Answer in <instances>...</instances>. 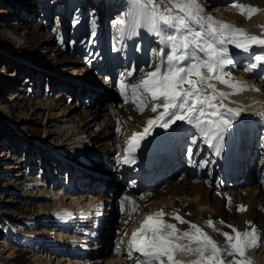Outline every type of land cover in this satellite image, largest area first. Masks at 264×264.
I'll list each match as a JSON object with an SVG mask.
<instances>
[{
    "label": "snow or ice",
    "instance_id": "1",
    "mask_svg": "<svg viewBox=\"0 0 264 264\" xmlns=\"http://www.w3.org/2000/svg\"><path fill=\"white\" fill-rule=\"evenodd\" d=\"M168 4V7L161 8L160 0H129L131 19L116 21L121 35L125 26L134 34L137 28L143 26L147 34L157 38L168 49L167 52L163 47L160 49L161 64L131 87L132 103L137 109L142 113L151 103V111L157 116L147 120L143 133H134L128 140V155L123 159L125 164L134 163L130 154L140 147L146 136L151 135L154 127L167 129L177 121L186 122L198 130L204 142L219 155L224 133L241 111L226 107L223 101L229 95L246 89L240 82L226 78L229 74L224 69L233 64L227 45L231 44L245 53L256 45L264 46V38L252 35L248 30L216 21L210 16L204 20L198 15L204 12L198 0H168ZM233 8L249 19L261 11L240 3H234ZM197 23L199 31L195 30ZM254 59L264 61V55H255ZM255 67L254 63L252 68ZM211 80L237 91H218L215 84L209 83ZM120 90L127 103L128 85L124 81H121ZM161 108L163 111L158 112ZM188 155H193L191 149ZM227 199L230 205L232 198ZM136 210L137 206L133 203L132 211ZM237 210L244 212L247 209L239 205ZM165 215L161 209L154 216H147L141 227L132 233L127 255L129 259H134L135 264H180L174 260L175 253L179 251L197 252L200 260L195 264H252L250 259H245L246 253L261 244V237L251 221L247 222L249 230L243 232L227 225L232 233H220L225 240L221 245L200 226L173 213L176 221L190 226V230L178 234L181 230L177 224L162 219ZM206 223L213 231L220 232L212 220ZM219 223L225 222L221 220ZM122 243L116 245L117 254L121 252Z\"/></svg>",
    "mask_w": 264,
    "mask_h": 264
},
{
    "label": "rangeland",
    "instance_id": "2",
    "mask_svg": "<svg viewBox=\"0 0 264 264\" xmlns=\"http://www.w3.org/2000/svg\"><path fill=\"white\" fill-rule=\"evenodd\" d=\"M117 1L118 6L126 2ZM75 2L77 4L74 5ZM75 2L0 0V264H32L36 255L39 256L35 264H38L37 260L43 261V264H60L59 260H65L54 254L47 257L44 252L29 255L30 252L21 246L22 240L15 238L14 234L20 231L25 220L45 213L49 206L48 203L28 199V196H34V192L32 194L31 189L26 187L25 181L34 177V170L41 166L38 163L41 158L50 167L54 166L57 153L68 152L59 148H68L70 141L66 138L72 130V117L76 116L72 115L71 106L76 105H68L66 97L74 95L78 89L92 91L83 84L88 81V76H93L92 71L80 58L87 50L88 42H97L100 48L102 44L94 34V28H90L78 40L72 37L70 26L74 23V6L86 7L88 12L94 11L84 0ZM68 4L73 5L72 11L66 6ZM214 8L221 12L225 6ZM112 9L110 7L103 14L99 11V20L105 23H94L93 26L111 30L117 20L127 17L125 13L117 14L121 11L117 6ZM84 13L85 9L80 15V23L85 21ZM55 26H62L65 32L61 43L53 32ZM87 27L88 23L85 24ZM4 31H8L10 36H2ZM25 32L24 37L20 35ZM85 36L88 41L82 43ZM47 37L50 38L47 40ZM94 77L97 84L104 85L99 75ZM35 90L38 91L37 96L33 95ZM32 101L37 103L32 106ZM88 136L93 139L90 134ZM92 141L95 144L92 150L101 151L99 142L95 138ZM90 156L98 158L87 155L91 163ZM39 211H42L41 214H38ZM43 231L38 229L27 233L41 234ZM11 253L15 257H8ZM258 254L262 256L264 253L261 250ZM51 256L54 258L50 259Z\"/></svg>",
    "mask_w": 264,
    "mask_h": 264
},
{
    "label": "bare ground",
    "instance_id": "3",
    "mask_svg": "<svg viewBox=\"0 0 264 264\" xmlns=\"http://www.w3.org/2000/svg\"><path fill=\"white\" fill-rule=\"evenodd\" d=\"M246 1L258 4L259 6L264 7V0H246ZM257 18L264 21V11L262 13H260L257 16ZM25 34H26V32L22 33L20 35L24 37ZM1 35L4 37L5 36L9 37L10 33L8 31H4L1 33ZM49 38L50 37H47V40ZM60 53L61 52L59 51V54ZM69 61L72 62L74 60L70 59ZM262 89L264 91V88H262ZM262 97H264V94L262 95ZM35 103H37V102H35ZM35 103H34V101H32L31 105L33 106V104H35ZM75 107L76 106H74V107L71 106L72 109ZM75 114H76V116H74L72 113V115L74 116V118L72 117V124L73 125H70V126H72V127H70L72 129V132L70 134L68 133L67 134L68 137L66 138L68 141H70L68 144V148L66 147L67 148L66 149V148L60 147L59 149H62L64 151L65 150L69 151L70 146H75L78 143V142H75L72 140L74 133H88L91 135V137H93V139L95 138L97 140V142H99L98 146L102 147V150L101 151L92 150V148L95 147L94 146L95 144H94V141H92L93 140L92 138H91L92 140L89 139L87 141L88 143H86L88 145L89 142L92 141L91 145H89V146L86 145L83 150L88 155L90 154L94 157L103 158V159L106 158L107 161L109 162L110 168H112L113 163L111 162L112 157L110 154V145H108V141L113 138V135H115V129L112 126H110V122L112 121V119L103 118L100 120L96 114H92V112L89 110L77 111V113H75ZM82 121H83V123H82ZM80 123H82V124H80ZM95 125H99V129H97V130L93 129V127ZM105 125H106V128H105ZM83 141H85V140H83ZM105 145L107 147H105ZM103 146H104V149H107L106 151L103 149ZM92 163H94V162L92 161ZM246 192L248 193L247 196L240 195V199L242 201H244L245 203L249 204V208H248L247 212L243 213V214H238L235 212L228 213L227 211H225L224 207H223L224 201H222L218 197H215L214 195L210 194V191L208 189H206L205 187H203L202 185H192V186L188 185L185 187H175L173 189L168 190V192L156 193L155 196H153L151 203L153 204V207H159L161 205H166L168 207H171L172 205H174L176 207L182 208L184 205H186V209H189L192 212V214L190 216V218H192V219L197 218L199 215H203L204 217H206V214H209L212 217L223 216V217H226L228 219L240 220V221L241 220L243 221L245 218L253 219L254 222L260 226V228L263 230V233H264V212H261V210H257V208L255 207V205H256L255 203L257 201L261 202L263 204V207H264V197L261 195V193L258 191V189H253L250 192H248V191H246ZM167 195H169L170 197L166 198ZM175 196H177V198H175ZM178 197L180 198V200H178ZM41 212L42 211H39L38 214H41ZM111 227L114 228V225H112ZM125 228H126V226H124V229ZM38 233H41V232H38ZM52 234L55 235L56 233L54 231L49 233V235H52ZM60 235H61L60 233L57 234L58 237H60ZM261 250L264 253V246L262 248H260L258 251L261 252ZM258 251L254 252V255L262 262V264H264V254H262V256L261 255L259 256ZM98 253L101 255H105V257H102L105 259L104 264H120L121 263V261H119L118 258H115L114 255H112L111 252H109V250L104 248V247H102L98 251ZM46 254L48 255L47 257H49V254L48 253H46ZM11 256L15 257V254L11 253L8 257H11ZM38 256L39 255H36L33 258V260L31 261L32 264H35L34 262ZM51 258H54V256H51L50 259ZM37 261H38L37 262L38 264L44 263L43 261L42 262H39V260H37ZM59 262H60V264H68L65 260H59L58 263Z\"/></svg>",
    "mask_w": 264,
    "mask_h": 264
}]
</instances>
